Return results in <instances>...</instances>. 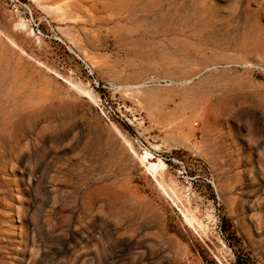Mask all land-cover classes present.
<instances>
[{
    "label": "rangeland",
    "instance_id": "374dc122",
    "mask_svg": "<svg viewBox=\"0 0 264 264\" xmlns=\"http://www.w3.org/2000/svg\"><path fill=\"white\" fill-rule=\"evenodd\" d=\"M0 30V264H264V0H0Z\"/></svg>",
    "mask_w": 264,
    "mask_h": 264
},
{
    "label": "bare ground",
    "instance_id": "6f19581e",
    "mask_svg": "<svg viewBox=\"0 0 264 264\" xmlns=\"http://www.w3.org/2000/svg\"><path fill=\"white\" fill-rule=\"evenodd\" d=\"M36 1V0H35ZM66 16V15H65ZM22 21V20H21ZM23 22V21H22ZM18 24V23H17ZM21 25V27L20 28H23V29H25V31H26V25H25V23H20ZM27 24V23H26ZM19 28V27H18ZM19 28V29H20ZM0 33H2V31L0 30ZM33 33V32H32ZM10 40V39H9ZM12 43H13V41L12 40H10ZM74 85V84H73ZM78 89V88H77ZM81 89V88H80ZM89 96H90V98H92V99H95L96 98V96L92 93V92H86ZM126 143H127V146L129 147V149L131 150V152H133V153H135L136 154V151H135V149H134V147H133V145H132V143L131 142H129V141H126ZM144 152V151H143ZM141 156V155H140ZM154 160H156V161H154ZM141 161L143 162H141L142 164H145V167H147V169H148V171L153 175V177H155L156 179H157V176L158 175H163V174H165V171L167 170V164L163 161V160H161V159H156L151 153H149L148 151H145L144 152V155H142V157H141ZM162 188V187H161ZM176 189V188H175ZM181 191V190H180ZM176 192V191H175ZM182 193V192H181ZM188 219V218H187ZM188 221H189V219H188ZM190 222V221H189ZM201 222V221H200ZM191 223V222H190ZM201 225H203L202 223H201ZM204 226V225H203Z\"/></svg>",
    "mask_w": 264,
    "mask_h": 264
}]
</instances>
